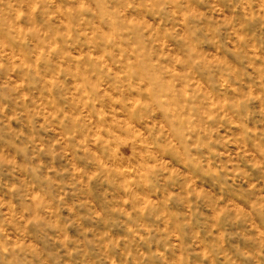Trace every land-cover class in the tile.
Masks as SVG:
<instances>
[{"label":"rangeland","instance_id":"rangeland-1","mask_svg":"<svg viewBox=\"0 0 264 264\" xmlns=\"http://www.w3.org/2000/svg\"><path fill=\"white\" fill-rule=\"evenodd\" d=\"M0 264H264V0H0Z\"/></svg>","mask_w":264,"mask_h":264}]
</instances>
